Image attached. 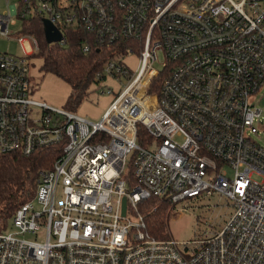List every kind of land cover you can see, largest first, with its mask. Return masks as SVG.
I'll return each mask as SVG.
<instances>
[{"label": "built area", "instance_id": "1", "mask_svg": "<svg viewBox=\"0 0 264 264\" xmlns=\"http://www.w3.org/2000/svg\"><path fill=\"white\" fill-rule=\"evenodd\" d=\"M4 2L0 35L9 37L17 20ZM14 8L23 22L38 14L60 31L83 27L99 47L135 39L143 49L134 73L107 63V77L128 84L97 121L31 96L34 35L30 52H0V152L61 145L14 213L17 230L0 231V264H264V110L256 104L264 0H15ZM158 51L162 72L153 67ZM201 194L232 200L221 230L189 241L147 231L143 201L164 198L172 210Z\"/></svg>", "mask_w": 264, "mask_h": 264}, {"label": "trees", "instance_id": "2", "mask_svg": "<svg viewBox=\"0 0 264 264\" xmlns=\"http://www.w3.org/2000/svg\"><path fill=\"white\" fill-rule=\"evenodd\" d=\"M43 17L35 15L24 21V30L39 41L43 63L41 70L52 73L69 84L71 91L66 109L77 112L87 98L92 86L101 84L107 77V63L124 58L143 49L142 42L121 39L109 47H99L92 35L83 27L76 31L71 27L61 28L65 43L48 44L45 40ZM85 45L89 50L84 51ZM162 76H159L149 92L158 91ZM141 143V140H139ZM61 154V145L39 148L30 155L20 152H0V231L8 227L16 210L30 200L37 187L39 172L51 168ZM132 165L129 164L131 173ZM147 220V231L157 238L168 236L169 204L164 198L150 197L141 203Z\"/></svg>", "mask_w": 264, "mask_h": 264}, {"label": "rangeland", "instance_id": "3", "mask_svg": "<svg viewBox=\"0 0 264 264\" xmlns=\"http://www.w3.org/2000/svg\"><path fill=\"white\" fill-rule=\"evenodd\" d=\"M15 0H11L10 9L12 19L17 20L15 25L10 26V36L0 35V52L10 53L13 55H24L23 47L27 52L32 50L27 32L24 30L23 21L15 15L14 8ZM4 0H0V13L6 10ZM24 37L25 40L21 43L19 38ZM23 46V47H22ZM158 61L153 64V67L158 71L164 70V53L157 52ZM140 57L138 53H130L124 58V63L134 73L139 68ZM30 64V88L31 96L38 101L45 102L48 105L66 109L67 99L71 88L68 83L60 79L52 73H47L41 70L43 60L37 52L29 57ZM128 84V78L121 76L118 79L106 78L99 86H92L89 95L79 106L77 114L92 120L97 121L105 109L115 99V96L123 90ZM112 90V93L102 94V90ZM256 104L264 110V86L256 95ZM263 122L261 129L260 143L264 145V113L261 118ZM253 180L260 182L261 177L253 174ZM233 213L232 200L222 194L206 195L187 198L175 205V208L168 210V234L178 241L196 240L202 237L211 236L213 233L221 230ZM17 229L10 222L6 232H15ZM28 240L42 241L43 237L37 238L34 234L26 233L19 235Z\"/></svg>", "mask_w": 264, "mask_h": 264}, {"label": "water", "instance_id": "4", "mask_svg": "<svg viewBox=\"0 0 264 264\" xmlns=\"http://www.w3.org/2000/svg\"><path fill=\"white\" fill-rule=\"evenodd\" d=\"M42 21H43L45 40L48 44L61 42L64 39L62 32L52 22H50L46 18H43ZM126 205H127V200L125 198L123 202V214H125L126 212Z\"/></svg>", "mask_w": 264, "mask_h": 264}]
</instances>
